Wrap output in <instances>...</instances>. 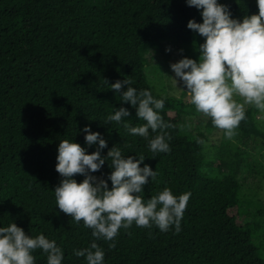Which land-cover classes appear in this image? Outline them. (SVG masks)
Masks as SVG:
<instances>
[{"label":"trees","instance_id":"obj_1","mask_svg":"<svg viewBox=\"0 0 264 264\" xmlns=\"http://www.w3.org/2000/svg\"><path fill=\"white\" fill-rule=\"evenodd\" d=\"M224 5L238 21L258 14L256 0ZM189 20L201 23V14L186 0H0V227L15 223L32 238L42 234L55 240L62 264H87L74 253L93 242L105 253L103 264H264V242L253 239L261 221L242 209V149L225 148L214 161L207 160L204 132L183 130L187 116L199 115L206 128H218L183 98L155 92L144 70L145 52L160 41L181 53L194 46L200 35L187 27ZM124 79H131L138 92L147 89L164 98L160 115L175 126L166 130L169 152L153 153L148 140L124 128V122L145 123L135 107L121 101L122 93L110 88ZM121 107L130 113L125 121L106 122ZM257 113L254 106L246 108V119L236 128L241 144L252 136L264 140ZM86 126L106 141L102 158L118 147L125 157L144 156L140 166L157 172L143 186L145 201L164 188L177 197L191 193L179 233L174 227L161 232L133 223L114 241L95 240L82 221L59 210L54 194L63 179L55 170L58 145L68 140L86 154L96 151L98 144L85 142ZM156 134L149 130V139ZM109 165L105 159L90 174L104 179L110 190ZM72 178L80 183L84 176ZM33 255L35 264H47L42 250Z\"/></svg>","mask_w":264,"mask_h":264},{"label":"clouds","instance_id":"obj_2","mask_svg":"<svg viewBox=\"0 0 264 264\" xmlns=\"http://www.w3.org/2000/svg\"><path fill=\"white\" fill-rule=\"evenodd\" d=\"M186 2L202 10L203 22L189 20L187 27L205 39L199 45L198 61L182 58L170 65L175 77L179 78H172V81L176 87L182 83L187 91L177 88L187 93L196 112L211 118L213 125L231 139L240 122L246 119V105L264 112V0H256L258 14L245 16L242 21L231 18L227 5L217 0ZM132 83L131 79L118 80L110 88L121 92V101L135 107L137 118L145 123L133 127L124 122L130 113L123 107L109 115L106 122H124L130 134L148 140L153 153L169 152L167 141L171 140V135L166 130L175 126L165 123L160 115L165 106L164 98H155L147 89L138 92L130 86ZM124 85L128 87L122 91ZM149 130L157 133L151 139ZM83 131L88 145L98 144V149L91 154L68 140L58 145L55 170L63 179L54 194L59 210L76 223L82 221L92 230L95 240L114 241L121 228L126 230L133 223L141 228L155 226L161 232L174 227L179 233L191 193L177 197L169 188H164L145 201L140 195L143 186L149 178L155 180L158 174L147 164L140 166L144 156L125 157L120 148L113 147L107 157L102 158L100 149L107 147L106 141L99 132H92L87 126ZM105 159L110 160L109 166L113 169L108 177L112 185L110 190L104 179L90 174L99 171ZM76 174L84 176L82 182L77 183L72 178ZM108 246L113 249L116 245L110 243ZM37 249L46 254L47 264H62L63 252L55 240L42 234L32 238L15 223L0 227V264H35L33 253ZM74 255L84 257L87 264H103L105 253L93 242L88 248L75 251Z\"/></svg>","mask_w":264,"mask_h":264},{"label":"rangeland","instance_id":"obj_3","mask_svg":"<svg viewBox=\"0 0 264 264\" xmlns=\"http://www.w3.org/2000/svg\"><path fill=\"white\" fill-rule=\"evenodd\" d=\"M236 2V0H217L220 4L225 2ZM200 10V14H201ZM201 16V23H202ZM204 37H194L195 44L189 48H184L181 53L178 47L174 44H167L165 41H160L161 44L156 49H148L145 52V59L147 61L144 68L147 79L151 84L153 90L162 95H174L183 98L188 104L190 98L186 92L180 91L178 88L187 91L182 83H178L177 87L174 85L172 78L175 77L170 65L178 62L180 59L188 56H197L195 60H199L200 52L199 45L204 43ZM165 44V45H164ZM190 53V54H188ZM239 101V98H237ZM242 102V101H240ZM191 104V103H190ZM249 105H246V108ZM187 132L196 133L197 131L204 132L205 140L203 142V153L206 159L214 161L219 152L225 148L236 150L241 148L243 151V164L238 176L240 184V198L242 201L243 212L247 215L256 216L260 219V229L253 237L258 244L264 242V140L260 137L252 136L247 144H241L238 141V132L235 129L236 135L231 139L226 137L221 129L206 128L205 119L199 115L187 116ZM256 119L260 126L264 129V112L258 110ZM264 254V248H263Z\"/></svg>","mask_w":264,"mask_h":264}]
</instances>
